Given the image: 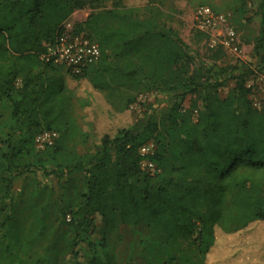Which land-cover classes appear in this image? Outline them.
<instances>
[{
  "label": "trees",
  "instance_id": "1",
  "mask_svg": "<svg viewBox=\"0 0 264 264\" xmlns=\"http://www.w3.org/2000/svg\"><path fill=\"white\" fill-rule=\"evenodd\" d=\"M164 2L0 0V102L10 103L13 122L7 151L0 147V231L11 228L19 204L29 214L26 224L3 233L0 264H62L58 229L65 226L72 235L70 247L92 245L88 234L96 214L104 223L102 255L89 264H120L115 250L124 226L147 229L139 243L143 260L133 264H207L218 231L239 237L231 235L232 248L251 232L263 241L264 108L253 104L246 85L251 65L201 59L166 23ZM78 9L90 13L75 34L89 30L102 54L75 76L109 94L142 86L173 94L159 119L152 112L141 125L105 135L94 153L77 149L76 138L85 135L72 111L63 64L42 57ZM246 20L258 31L255 50L264 64V0ZM229 79L235 86L221 97L218 89ZM188 94L197 96L187 109ZM135 100L128 97L126 105ZM45 130L58 138L38 151L36 137ZM149 141L155 144V172L144 168L140 154ZM29 172L30 191L14 203V181ZM51 176L59 199L72 189L65 209L44 181Z\"/></svg>",
  "mask_w": 264,
  "mask_h": 264
},
{
  "label": "rangeland",
  "instance_id": "2",
  "mask_svg": "<svg viewBox=\"0 0 264 264\" xmlns=\"http://www.w3.org/2000/svg\"><path fill=\"white\" fill-rule=\"evenodd\" d=\"M124 2L127 5H144L148 0H124ZM258 3L259 0H165L164 10L166 13V23L175 28L178 34L207 63L237 66L243 64L251 65L252 71L246 74V85L251 88L253 104L261 109L264 108V64L260 63L255 50V38L258 35V31L254 26L248 24L246 20L247 17L255 13ZM204 5L209 6L215 14H223L226 17L227 23L234 27L238 51H230L222 43L226 37L224 28H220L218 31L212 33L213 38H216L217 42L212 46V35L200 29L196 19L197 9ZM241 5L243 8H241ZM89 13V9L76 10L71 18L66 21L65 35H76L75 29L78 23L85 21ZM79 34H83L99 44L98 40L91 37L89 30H85ZM216 54L218 55L217 57ZM62 67L66 84L74 94L72 111L75 120L85 135L75 140L77 149L81 153H94L97 145L105 135L114 137L122 128L134 127L137 124L141 125L149 113H155L159 119L165 114L173 98V94L168 90L148 89L145 86L132 91L118 90L109 94L97 89L87 77L75 76L69 70H65L67 69L65 65ZM235 83V79H229L218 89L220 96H227L235 86ZM131 96H135L136 100L130 105H126L128 97ZM196 96L197 94H188L183 98V106L187 109L190 108L192 99ZM180 99L182 98L180 97ZM10 112V103L0 102V147L3 151H7L5 141L13 126ZM57 138L58 133L56 136H53L51 143L36 142V149L39 151L47 145H52ZM143 166L146 170L150 171L145 164ZM33 178L34 174L29 172L15 179L12 189L14 203L27 197L31 188L29 184ZM44 181L56 189L57 194L54 198L59 199V195L62 192L59 189L57 178L51 176L45 178ZM24 186H27V188L24 189ZM71 197L72 189L65 194L64 199H59L63 209L67 207L69 201H72ZM22 206L21 204L17 206L13 224L12 226L10 225L11 228L5 227L1 229L0 241L2 240L3 233L8 228L11 231H16L17 228L28 222L29 214ZM66 214V218L69 219L70 215L68 212ZM2 219L3 215L0 216V222ZM120 230L123 238L115 250L119 263H141L143 251L139 248V243L142 235L147 233V229L141 226L138 228L124 226ZM103 231L104 223L102 217L96 214L94 216L93 230L88 234L94 247L90 245L89 241H82L70 247L69 241L72 235L66 234L65 226L60 227L57 231L59 237L58 245L61 249H65L64 255L61 256V263L89 264L94 255H102L100 242L103 239ZM218 234L219 241L209 253L207 264H264V239L263 241H258L255 233L251 232L243 240L238 241L236 245L239 246L235 248L229 245L230 238H232L231 235L234 234L228 235L220 231H218ZM221 236L225 237L221 238ZM195 237H197V234ZM234 237L233 239L235 240L239 238L236 235ZM194 238L192 239V244L196 242ZM231 253L233 254L230 259L226 257L227 254ZM190 254L193 257L196 256V252H190Z\"/></svg>",
  "mask_w": 264,
  "mask_h": 264
},
{
  "label": "built area",
  "instance_id": "3",
  "mask_svg": "<svg viewBox=\"0 0 264 264\" xmlns=\"http://www.w3.org/2000/svg\"><path fill=\"white\" fill-rule=\"evenodd\" d=\"M196 19L199 28L212 35V46L217 43L212 33L218 31L220 28H224L227 39L225 37L222 43L230 51L236 52L239 50L235 41V29L227 23L226 17L223 14H215L209 6L204 5L197 9ZM46 48V53L42 55L46 61L63 64L74 75L81 74L85 67L98 61L102 54L100 45L83 34L65 35L63 33L56 42L46 43ZM56 135L57 133L54 131H42L37 135L36 142L51 143L53 136ZM154 152L155 144L153 141H149L140 147V154L143 157L142 163L152 172L157 170V166L150 159V156Z\"/></svg>",
  "mask_w": 264,
  "mask_h": 264
}]
</instances>
